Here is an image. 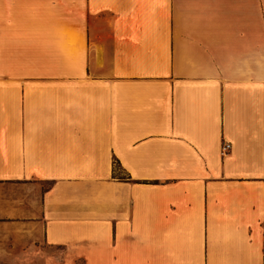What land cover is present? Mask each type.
Wrapping results in <instances>:
<instances>
[{
  "label": "crops",
  "instance_id": "1",
  "mask_svg": "<svg viewBox=\"0 0 264 264\" xmlns=\"http://www.w3.org/2000/svg\"><path fill=\"white\" fill-rule=\"evenodd\" d=\"M0 264H264V0H0Z\"/></svg>",
  "mask_w": 264,
  "mask_h": 264
},
{
  "label": "built area",
  "instance_id": "2",
  "mask_svg": "<svg viewBox=\"0 0 264 264\" xmlns=\"http://www.w3.org/2000/svg\"><path fill=\"white\" fill-rule=\"evenodd\" d=\"M229 147H230V143L225 140V141L222 142L221 151L225 152V151H227L229 149Z\"/></svg>",
  "mask_w": 264,
  "mask_h": 264
},
{
  "label": "rangeland",
  "instance_id": "3",
  "mask_svg": "<svg viewBox=\"0 0 264 264\" xmlns=\"http://www.w3.org/2000/svg\"><path fill=\"white\" fill-rule=\"evenodd\" d=\"M115 173H117V174L122 173L121 169L119 168V166L117 164H115Z\"/></svg>",
  "mask_w": 264,
  "mask_h": 264
}]
</instances>
